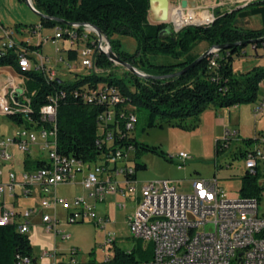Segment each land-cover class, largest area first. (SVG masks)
Here are the masks:
<instances>
[{
    "label": "built area",
    "instance_id": "2783aa9c",
    "mask_svg": "<svg viewBox=\"0 0 264 264\" xmlns=\"http://www.w3.org/2000/svg\"><path fill=\"white\" fill-rule=\"evenodd\" d=\"M42 29L37 24L21 32L35 35L40 47L62 41L67 44L64 51L66 62H69L68 53L75 52L81 57V66L86 73H103L96 66V56L107 57L110 50V42L103 33H98L89 24L57 27L54 34L48 36H42ZM15 33L17 31L0 21V55L11 52L14 57H21V71L5 67L9 74H0L3 76L0 77L3 79L0 84V118L15 126L9 135L0 134V227H11L20 235H29L31 228L39 226L45 234L66 241L69 236L60 229L56 216L49 213L62 208L66 212V224H92L106 231L110 220L100 217L96 206L108 197L117 196L125 203L136 201L133 213L126 218L131 238L153 246L151 260L139 264H264V185L260 187L258 198L231 199L219 187L216 174L210 179H191L189 195H179L170 180L138 182L132 164L133 147H116L113 138L114 133L121 139L128 138L135 122L132 114L124 113L125 109L132 110L122 106L124 100L118 90L99 85L82 94L83 100L105 107L97 118L100 140L96 141L99 147H105V152L95 161L84 162L57 150L56 95L50 96L49 103L39 109L36 125L30 128L15 125L10 120L13 114H6V95H14L16 110L30 111V118L25 120L33 123L31 97L34 92L27 88L26 74L42 71L45 78L60 79L57 70L49 66V58L38 50H31L33 46L29 40L16 42ZM262 42L264 49V37ZM251 47L253 50L254 46ZM208 52V70L214 71L219 50L212 47ZM62 62L60 59V65ZM259 85L262 86V95L255 102V118L264 108V80ZM117 105L121 106L118 111L121 126L115 117ZM235 142H240L238 130L226 127L221 139L215 142L216 154ZM259 144H264V137L255 139V144L251 143L242 153L245 176L253 179L259 173L264 176V154ZM42 153L46 158L41 157ZM176 159L180 162L178 168H181L190 157L179 153ZM26 161H38L41 165L36 169L26 168ZM20 166L22 169L18 170ZM78 174H83L81 187L85 197L71 200L57 197L56 188L71 183ZM34 196H38V206L34 208L19 209L12 202ZM125 203H117L116 207L124 209ZM112 237L111 233L105 235V262L112 255L115 243ZM77 254L72 248L65 260L54 247L37 256L18 255L15 264H79Z\"/></svg>",
    "mask_w": 264,
    "mask_h": 264
},
{
    "label": "trees",
    "instance_id": "16d2710c",
    "mask_svg": "<svg viewBox=\"0 0 264 264\" xmlns=\"http://www.w3.org/2000/svg\"><path fill=\"white\" fill-rule=\"evenodd\" d=\"M25 3L24 0H17ZM34 9L45 18L39 19L44 29L65 27L70 24H90L98 28L109 40L111 51L123 62L151 78H141L128 74L129 78L114 77L105 69L116 67L104 55L96 56V66L104 68L103 73H85L71 81L45 78L42 71L26 74L28 90L34 92L31 97L32 122L30 111H12L10 120L17 126L32 127L38 123L39 109L49 103L50 96H57L56 140L57 150L84 162L95 161L105 152L99 147L100 140L97 118L104 111V106L94 101L83 100L82 94L93 91L99 85L118 90L123 98L126 115L138 119L135 112L145 113L146 128L162 127L172 121L198 118L207 109H229L250 105L256 102L258 85L264 80V67L255 66L245 73L233 70L235 58L245 55L248 45H253L256 52H263L264 37V0H255L247 6L230 11L217 10L211 24L205 26H186L175 32L171 24H151L148 21V0H31ZM258 18L260 29L249 30L239 26V22L248 18ZM62 21L63 23H59ZM114 36L133 39L137 48L129 54L121 50V42ZM209 48L229 46L221 49L217 59V68L208 70L207 57L200 60L188 71L176 74L194 61L200 54L194 53L200 44ZM40 46L30 47L39 50ZM263 49V50H262ZM76 53H68V60L75 61ZM17 57L11 52H2L0 67H11L20 71ZM163 77V78H159ZM165 77V78H164ZM116 107V119L121 126L119 110ZM125 116L124 119L125 120ZM113 129V126H110ZM116 147H133L134 154L149 152L164 157L155 147L138 143L133 137L121 139L113 134ZM252 140H244L249 144ZM114 147L111 148L113 150ZM242 154V153H241ZM38 161H26V168H38ZM135 171L144 170L145 166L134 164ZM243 198H258L260 188L253 178L244 177L239 189ZM112 255L104 264H139L148 262L153 255L151 243L136 240L130 251L116 246ZM18 255H32L30 235H20L11 227H0V264H15ZM90 261L88 264H92Z\"/></svg>",
    "mask_w": 264,
    "mask_h": 264
},
{
    "label": "rangeland",
    "instance_id": "374dc122",
    "mask_svg": "<svg viewBox=\"0 0 264 264\" xmlns=\"http://www.w3.org/2000/svg\"><path fill=\"white\" fill-rule=\"evenodd\" d=\"M182 1L194 2L195 8L187 6L185 9H182L180 7ZM253 1L255 0H169L167 24H174L170 11L172 10L173 12L178 8H181L185 12L187 10L196 12L206 10L213 19L217 10L219 12L230 11L238 9L241 6L245 7ZM0 21L7 28L14 32L17 31L14 36L16 42L21 38L23 41L29 40L31 46H37L38 39L35 35L21 32L28 27L39 24V18L31 12L25 3H19L17 0H0ZM148 21L153 24L151 13L148 14ZM210 22L201 26L209 25L212 23ZM239 26L249 30L260 29L259 19L256 17L240 21ZM54 31L55 28H43L41 34L42 36H48L54 34ZM113 39H118L121 42V50L129 54L135 53L137 44L133 39L117 36H114ZM62 47H64L63 42L56 41L54 44L43 45L38 51L43 56L49 58V66L57 70L60 79L71 81L79 75H84L86 71L81 66L79 54L75 61L69 60V62H66V52L61 51ZM211 48L202 43L196 48L194 53L202 55ZM245 51L244 56L235 58L233 68L236 73H245L254 66L264 67L263 52L252 50L251 45H248ZM60 59H63L62 65H64V68L59 63ZM99 69L103 72L105 70L110 72L114 77L129 78V72L119 65L105 70L104 68ZM261 95L262 86L259 85L257 97L260 98ZM12 102L14 103V100ZM254 106L255 103L238 106L237 110L224 109L222 116L230 122L229 126L231 128L236 127L238 129L240 142L232 143L228 149L219 151L218 154H216L215 137L218 136L221 139L223 128L218 130L215 125L213 126L211 123L212 119H209L208 116L204 117L203 122L199 125L195 124V118H189L180 122L172 121L165 123L161 128L148 129L146 128L145 113L143 111L135 112L138 121L134 125V129L129 133L130 137H133L138 143L157 148L165 157L163 158L149 152L133 154L132 164L136 163L145 166L144 170L136 172V180L138 182L156 179L170 180L175 184L179 195H189L191 193V179L196 177L210 179L216 174L219 179L218 185L227 194V197L231 199L241 198L239 189L242 179L246 175L244 168L245 160L241 153L249 148L251 143L255 144V139L261 140L264 137V108L262 113L255 118L253 115ZM11 109L17 112L20 111L16 110L15 104L12 105ZM131 110L133 109L131 108ZM228 111H230L229 114ZM14 127L6 119L0 118V134L7 136L14 130ZM248 139L252 140L249 144L244 142V140ZM258 146L264 154V144H259ZM179 153H186L190 157V160L181 168H178L180 162L176 159ZM41 157L46 158L44 153L41 154ZM227 166L229 167L226 168ZM255 181L258 188L262 187L264 185L263 174L259 173L255 177ZM56 192L60 198L70 200L76 194H79L81 190L78 185H60L57 187ZM137 196H139V191L137 192ZM12 202L19 209L34 208L38 206V196H34L32 200L23 201L14 199ZM123 203H125L124 200ZM133 209V204H130L127 205V209L124 212L115 209L114 211L113 209L109 210L113 223L106 231H101L89 224H68V226L63 227L65 234L70 236L67 242L61 241L60 238L53 239L52 236L45 234L42 227L31 228L29 235L32 252L39 255L44 250L54 248L55 244L53 243H56L60 248H75L78 252L76 259L79 264H88L90 261L93 262L92 264H104L107 252V247L104 244L107 233L112 234V239L116 241L117 247L125 251L133 249L136 240L131 238L125 220L128 213L129 215L133 213ZM99 211L102 213L101 206L99 207ZM61 212L59 209L58 214L61 215Z\"/></svg>",
    "mask_w": 264,
    "mask_h": 264
},
{
    "label": "crops",
    "instance_id": "0c3cea01",
    "mask_svg": "<svg viewBox=\"0 0 264 264\" xmlns=\"http://www.w3.org/2000/svg\"><path fill=\"white\" fill-rule=\"evenodd\" d=\"M20 40H21V38H20ZM64 44V47H62V49H61V51L62 52H64L65 51V48L67 47V44L66 43H63ZM42 48V47H41ZM47 57V56H46ZM48 58V57H47ZM255 67V66H254ZM233 70H234V68H233ZM251 70V69H250ZM234 72H235V70H234ZM0 74H9V71H8V69L7 68H5V67H3V68H0ZM0 77H3L2 75H0ZM2 78H0V84H2ZM13 104H15V103H13L12 102V99H10L9 97H8V95H6V114H9V113H11L13 110L11 109V107H12V105ZM254 104V103H253ZM255 107V106H254ZM237 110L238 109V106H236V107H232V108H229V110ZM227 110V109H226ZM222 112H224V109H215V108H213V107H210L209 109H207L203 114H201L198 118H195V120H194V122H195V124L196 125H199V124H201V122H203V118L204 117H206V116H208L209 117V119H212V121H211V123L213 124V126L215 125V127H217L218 128V130H220V129H222L223 128V131H224V129L226 128V127H228V128H231V126H229L230 125V122H228L225 118H224V116H222ZM229 112L230 111H228V114H229ZM229 116V115H228ZM229 119H230V116H229ZM233 128H235L236 129V127H233ZM238 130V129H237ZM238 134H239V131H238ZM219 139V137L217 136V137H215V141H217ZM17 156V155H16ZM22 169V166H20V167H18V170H21ZM82 178H83V174H78V175H76V177H75V179L71 182V183H68V184H65V185H78L79 187H80V190H81V192L79 193V194H76L74 197H72L71 199H73V198H76V197H85V193H84V191H83V189H82V187H81V181H82ZM60 186V185H59ZM57 189V188H56ZM56 192V191H55ZM34 195H37V193L35 192V194ZM56 196L57 197H59L58 195H57V192H56ZM60 198V197H59ZM64 199H66V198H64ZM70 199V200H71ZM20 200H22V199H20ZM27 200H32V199H27ZM27 200H23V201H27ZM120 201V202H119ZM117 203H123V201H122V199L121 198H119V197H108V198H106L105 199V201L104 202H101V203H99V204H97V206H96V211H97V213H98V215L100 216V217H105V218H108L109 220H110V223H108V225L106 226V229L113 223V221L111 220V217H110V212H109V210H112L113 209V211H114V209L115 210H121V211H126V209H127V205H130V204H133V208L135 207V204H136V201L135 202H131V201H127L126 203H125V207H124V209H118L117 207H116V205H117ZM102 207V213H100V211H99V207ZM36 207V206H35ZM24 209V208H23ZM61 210L62 212H61V215H59L58 214V210ZM101 210V209H100ZM134 210V209H133ZM49 213L51 214V215H55L56 216V218L58 219V221H59V223H60V229L62 230V231H64L63 230V227H65V226H68V224H66L65 223V216H66V212L62 209V208H57L56 210H55V212L54 211H49ZM129 215V213L126 215V217H125V220H126V218H127V216ZM36 223H37V221H36ZM89 225H92V224H89ZM93 226V225H92ZM37 227H39V226H37ZM36 227V228H37ZM65 233V232H64ZM50 236V235H49ZM54 239V238H53ZM56 239H58V238H56ZM69 239H70V236H69ZM68 239V240H69ZM60 240L62 241V239L60 238ZM68 240H66V241H64L63 240V242H67ZM55 241V240H54ZM115 243H116V241H115ZM53 244H55V248L57 249V251H58V253L60 254V257L61 258H64L65 260H66V258H68V250L69 249H72L73 247H70V248H60V247H58L57 245H56V243H53ZM32 255L33 256H37V254H35L34 252H32Z\"/></svg>",
    "mask_w": 264,
    "mask_h": 264
},
{
    "label": "water",
    "instance_id": "95a60500",
    "mask_svg": "<svg viewBox=\"0 0 264 264\" xmlns=\"http://www.w3.org/2000/svg\"><path fill=\"white\" fill-rule=\"evenodd\" d=\"M24 1H25V4L27 5V7L31 10V12L33 14H35L39 19L45 18L42 14H40L35 9H33L32 4H31V2H32L31 0H24ZM148 3H149V13H151V15H152L153 24H155V25H158V24H167V17H168V10H169V0H148ZM187 6L188 7H191V8H194L195 7V3L194 2H188V1H182L180 3V7L182 9H185ZM240 8H242V6ZM213 20H214V17H213V19H212L211 22H213ZM59 23H63V22L62 21H59ZM70 25H67V26H70ZM78 25H83V24H78ZM172 26H173L174 31L175 32H178L179 30H181L182 28H184L186 26H201V25H186V26L181 27V28H176L174 26V24H172ZM92 27L95 30H97L98 33H102L98 28H96L94 26H92ZM214 48H216L217 50L220 51L221 49L229 48V46H221V47H214ZM208 53H209L208 51L206 53H203L191 65H189L188 67H186L185 69H183L182 71H180V72H178L176 74L167 76L166 78H168V77H175L177 75L183 74L184 72L188 71L190 68H192L193 66H195L200 60L206 58L207 55H208ZM107 58L110 61L116 63V65H119V66L123 67L124 69H126L132 75H136V76L141 77V78H151V77H149V76H147L145 74H142L141 72H139L138 70H136L134 67H132L128 63H125L122 60H120L111 51V49L108 52ZM159 78H163V77H159Z\"/></svg>",
    "mask_w": 264,
    "mask_h": 264
},
{
    "label": "bare ground",
    "instance_id": "6f19581e",
    "mask_svg": "<svg viewBox=\"0 0 264 264\" xmlns=\"http://www.w3.org/2000/svg\"><path fill=\"white\" fill-rule=\"evenodd\" d=\"M170 16L172 22L176 25V26L174 25L176 28H181L185 25H204L212 21V16L206 10L200 12L187 10V12H185L181 8H178L173 12L171 10ZM16 61H17V66L21 71V57H17ZM33 72H39V71H33ZM109 89H113V88H109ZM9 98L14 100V95H9Z\"/></svg>",
    "mask_w": 264,
    "mask_h": 264
}]
</instances>
